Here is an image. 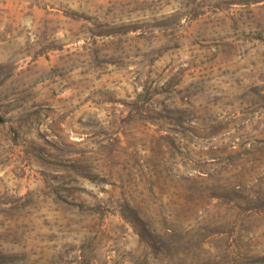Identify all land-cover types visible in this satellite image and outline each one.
I'll list each match as a JSON object with an SVG mask.
<instances>
[{
	"label": "rangeland",
	"instance_id": "rangeland-1",
	"mask_svg": "<svg viewBox=\"0 0 264 264\" xmlns=\"http://www.w3.org/2000/svg\"><path fill=\"white\" fill-rule=\"evenodd\" d=\"M0 264H264V0H0Z\"/></svg>",
	"mask_w": 264,
	"mask_h": 264
}]
</instances>
